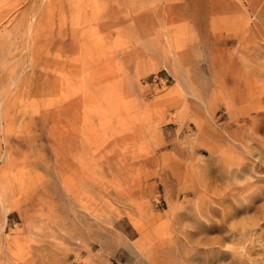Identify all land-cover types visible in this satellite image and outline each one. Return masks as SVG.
Listing matches in <instances>:
<instances>
[{
	"label": "rangeland",
	"instance_id": "1",
	"mask_svg": "<svg viewBox=\"0 0 264 264\" xmlns=\"http://www.w3.org/2000/svg\"><path fill=\"white\" fill-rule=\"evenodd\" d=\"M0 264H264V0H0Z\"/></svg>",
	"mask_w": 264,
	"mask_h": 264
},
{
	"label": "bare ground",
	"instance_id": "2",
	"mask_svg": "<svg viewBox=\"0 0 264 264\" xmlns=\"http://www.w3.org/2000/svg\"><path fill=\"white\" fill-rule=\"evenodd\" d=\"M225 221V220H224Z\"/></svg>",
	"mask_w": 264,
	"mask_h": 264
}]
</instances>
